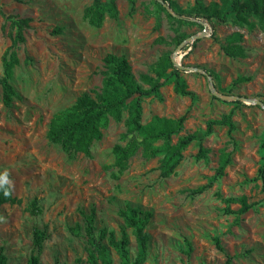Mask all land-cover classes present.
Returning <instances> with one entry per match:
<instances>
[{
	"label": "rangeland",
	"instance_id": "374dc122",
	"mask_svg": "<svg viewBox=\"0 0 264 264\" xmlns=\"http://www.w3.org/2000/svg\"><path fill=\"white\" fill-rule=\"evenodd\" d=\"M152 1L175 16L164 0H135L132 12L128 0H115L118 18L106 17L96 29L83 19V10L92 0H0L3 15L30 20L23 31L25 42L16 49L19 64L11 81L16 97L9 107L3 106L0 90V185L7 184L20 201L0 208V253L7 264L27 263L34 229L47 235L39 264H87L85 218L92 216L96 240L102 230L119 240L124 224L118 211L126 206L151 214L143 264H224L227 256L231 264H264V175L260 172L264 31L256 23L248 31L231 20L208 24L186 18L193 24H178ZM171 1L180 11H189L195 4V0ZM199 1L205 7L221 3ZM57 29L59 33L54 32ZM13 33L0 15V78L1 58ZM233 33L242 35V58H230L220 48ZM178 34L188 37L175 46ZM167 53L182 67L180 76L194 96L178 95L167 83L160 88L159 98L142 100L140 123L147 124L154 116H184L182 131L172 137L175 143L186 134H204L209 123L230 115L232 131L224 124H213L212 132L202 138L203 158H196L199 144L194 141L183 150V160L173 174L160 179V156L146 160L140 150L118 175L111 168L112 148L123 144L126 111L120 122L110 121L88 158L48 143L46 132L53 115L82 93L100 90L107 54L124 56L137 79ZM226 154L229 163L221 176H215ZM113 174L118 178L113 179ZM209 183L204 192L194 194ZM33 198L40 207L36 216L26 210ZM226 199L235 201L226 203ZM240 199L251 205L244 214H237ZM75 228L79 235L71 232ZM125 233L132 261L137 244L129 229ZM215 238L222 251L215 247ZM108 250L112 264H119L114 250Z\"/></svg>",
	"mask_w": 264,
	"mask_h": 264
},
{
	"label": "trees",
	"instance_id": "16d2710c",
	"mask_svg": "<svg viewBox=\"0 0 264 264\" xmlns=\"http://www.w3.org/2000/svg\"><path fill=\"white\" fill-rule=\"evenodd\" d=\"M130 10L133 11L134 1L128 0ZM153 4L162 10L168 20L178 24H190L186 18H196L206 21L208 24L213 22L227 23L231 22L239 27L252 31L256 25L261 31H264V0H220V5L211 3L209 6H203L199 0H195L193 8L189 11H180L176 4L171 0H164L168 4L175 16L168 13L157 1ZM0 15L4 16L9 22V28L13 31L11 45L5 50L1 58L2 76L0 78L1 102L4 107H9L16 92L12 87L11 81L14 69L19 64L16 49L25 42L23 31L29 27V19L18 18L15 16H5L0 10ZM116 20L118 12L115 0H92L91 4L84 8L83 19L92 28H100L105 18ZM59 29L55 33H59ZM188 36L178 34L173 40L175 46L184 41ZM242 40L240 33H233L227 39L225 45L220 48L223 53L230 58H242L245 56L243 47L239 44ZM101 88L99 91L82 93L75 102L53 115L49 121L46 132V139L49 144L60 146L61 150L68 154H82L90 157L91 146L102 138V132L110 121L120 122L123 112L126 111L124 119V133L120 136L123 144H116L112 148L113 163L111 168L116 169L117 174H121L127 169L128 162L138 151L144 159L150 160L160 156L157 167L158 176L164 179L173 174L174 170L183 160L182 152L192 142L199 144L196 158H203L206 150L201 146L204 136L212 132L213 124H224L229 131L234 129L231 116H224L221 121L209 123L204 134L197 133L186 134L178 137L175 143H172V137L178 135L185 122V117L176 119L162 117H152L147 124L140 123L142 100L149 97L159 98V90L167 83L173 84V90L181 96L193 97L194 94L187 89V86L180 76V70L174 66L170 55L163 54L153 65L150 66L147 73H140L136 79L131 73L128 61L124 56L107 54L103 58V71L101 72ZM161 142V146L154 147L153 144ZM261 153L263 164L260 172L264 175V138L261 142ZM229 163V156L223 155L219 162L215 176H221L223 168ZM105 167V170H109ZM118 175H112L117 179ZM211 186L200 187L194 194H200ZM7 192V195H5ZM234 199H226L224 202H234ZM240 209L237 214H244L250 209L245 199L237 201ZM20 201L16 199L7 184L0 185V208L3 205H16ZM27 212L31 216L40 214L38 199L33 198L28 202ZM230 213L228 208L225 209ZM119 217L123 221L121 237L115 240L112 233L106 235L102 230L96 240L93 236L94 226L92 216L85 218V231L88 237V247L86 251L87 264H112L109 250L111 247L116 253L119 264H143L147 257L148 234L145 228L151 217L150 212H144L136 207L126 206L125 209L118 211ZM125 228L129 229L137 244V255L131 261L128 252V239ZM79 229L71 230L74 235H79ZM47 235L44 230L34 229L32 232V253L26 264H39V258L43 251L44 242ZM107 239V244L103 240ZM215 247L222 251V246L218 238L214 239ZM188 253L191 251V245L187 243ZM232 258L227 256L224 264H231ZM0 264H7L6 257L0 253Z\"/></svg>",
	"mask_w": 264,
	"mask_h": 264
},
{
	"label": "water",
	"instance_id": "95a60500",
	"mask_svg": "<svg viewBox=\"0 0 264 264\" xmlns=\"http://www.w3.org/2000/svg\"><path fill=\"white\" fill-rule=\"evenodd\" d=\"M164 6H165V4H163ZM195 21H198V20H195ZM203 36V35H202ZM172 60V62L174 63V66L175 67H177L178 69H181L182 67L177 63V62H175L173 59H171ZM209 81H210V79H209Z\"/></svg>",
	"mask_w": 264,
	"mask_h": 264
},
{
	"label": "clouds",
	"instance_id": "9594fccd",
	"mask_svg": "<svg viewBox=\"0 0 264 264\" xmlns=\"http://www.w3.org/2000/svg\"><path fill=\"white\" fill-rule=\"evenodd\" d=\"M5 195H7V192H5Z\"/></svg>",
	"mask_w": 264,
	"mask_h": 264
}]
</instances>
